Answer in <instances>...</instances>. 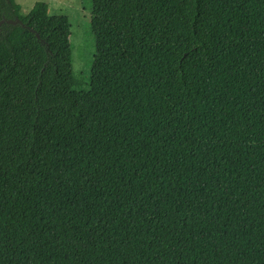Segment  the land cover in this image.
<instances>
[{
  "label": "trees",
  "instance_id": "trees-1",
  "mask_svg": "<svg viewBox=\"0 0 264 264\" xmlns=\"http://www.w3.org/2000/svg\"><path fill=\"white\" fill-rule=\"evenodd\" d=\"M87 10L0 0V264H264V0Z\"/></svg>",
  "mask_w": 264,
  "mask_h": 264
},
{
  "label": "rangeland",
  "instance_id": "rangeland-1",
  "mask_svg": "<svg viewBox=\"0 0 264 264\" xmlns=\"http://www.w3.org/2000/svg\"><path fill=\"white\" fill-rule=\"evenodd\" d=\"M37 2L48 4L50 13L65 15L69 18L73 33L71 43L74 47V68L80 71L83 67L82 61L90 58L94 50L87 0H16V3L21 6L23 15L28 14Z\"/></svg>",
  "mask_w": 264,
  "mask_h": 264
},
{
  "label": "water",
  "instance_id": "water-1",
  "mask_svg": "<svg viewBox=\"0 0 264 264\" xmlns=\"http://www.w3.org/2000/svg\"><path fill=\"white\" fill-rule=\"evenodd\" d=\"M2 24V22H0V25Z\"/></svg>",
  "mask_w": 264,
  "mask_h": 264
}]
</instances>
